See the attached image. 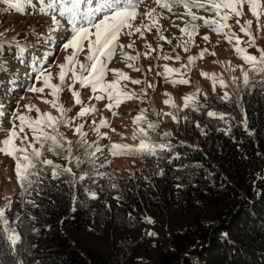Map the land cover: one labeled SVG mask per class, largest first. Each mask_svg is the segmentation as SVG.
I'll use <instances>...</instances> for the list:
<instances>
[{
    "label": "trees",
    "instance_id": "obj_1",
    "mask_svg": "<svg viewBox=\"0 0 264 264\" xmlns=\"http://www.w3.org/2000/svg\"><path fill=\"white\" fill-rule=\"evenodd\" d=\"M40 10L39 0H0V117L19 113L9 102L36 85L40 72L29 62L45 64L63 49H51L35 25H1L7 13L51 22ZM215 85L213 105L197 98L187 107L184 102L171 131L151 111L135 121L132 141L150 138L170 143V150L113 155L112 144L96 151L98 142L77 136L70 141L79 166L45 152L43 158L72 173L53 178L51 167L43 166L29 189L17 177L19 191L11 203L0 200V207L8 206L6 227L19 240L12 245L8 233L0 232V264H264V87ZM225 91L229 100L220 99ZM208 111L217 115L209 117ZM149 122L158 127L149 128ZM165 132L171 135L162 139ZM24 133L32 142L31 130ZM120 158L137 162L133 171L114 168L111 162Z\"/></svg>",
    "mask_w": 264,
    "mask_h": 264
},
{
    "label": "rangeland",
    "instance_id": "obj_2",
    "mask_svg": "<svg viewBox=\"0 0 264 264\" xmlns=\"http://www.w3.org/2000/svg\"><path fill=\"white\" fill-rule=\"evenodd\" d=\"M147 3L151 4V0H147ZM46 10L48 16L55 14L51 8ZM158 11L163 13L162 16L158 17L157 23L165 36V40L158 39L159 33L156 32L155 28L145 29L143 36L137 33L129 38L121 34L119 37L120 44L127 45L132 40L136 41L134 48L125 47L123 50L128 55L137 58L125 62L123 58L117 59L114 57L112 61L107 62V69L123 71L128 79L119 77L116 72L106 71L104 76L105 89L101 90L98 87L93 92L90 85L81 88L78 81L75 82L74 86L69 87L68 85L72 83L69 80L72 73L66 68L65 82L61 85L59 65L66 63L65 57L71 54L72 50L69 49L66 52L64 49L61 51L58 48L51 59H46L45 64L40 65V61L37 60L31 62L34 72L39 73L48 63L53 61V66L45 70V73L47 74L50 71V83L59 86L57 93L53 95L51 88H46L43 93L29 92L20 100H17L15 104L9 102L8 106H19V113H16V115H25L33 121L45 116L56 117L58 121H61V108H63V116L72 119L70 124L65 125L62 121L59 124H63L58 130L63 134L65 140L70 141L77 136H81L75 129L82 125L83 137L87 138L89 142H98L96 148H104L109 144H119L138 149L140 143L134 142L130 138L135 134V121L141 115L146 114L147 111H151L156 121L162 123L164 130L171 131L173 116L177 114L180 107L183 109L186 99L187 102H191L197 98L201 105L210 106L213 105L210 102V95L216 89L215 84H221V81H223L225 85L233 90L237 86L240 88V85H243V71H247L246 64L235 51V40L229 43L228 39L222 34H217L206 26L200 27L196 33L180 31L185 26V20H190V17L177 19L178 15L184 13L185 9L183 8H175L173 12L161 9H158ZM192 11L194 14L204 17V19H219L214 12L205 9H192ZM245 11H247L246 7ZM9 15L10 13L6 14L1 24L7 26V29L22 30L35 25V28L43 31L42 37L45 41L51 43V49L66 42V33L63 30H47L51 28L50 21L47 22L42 18H16ZM248 15L251 17L250 12ZM64 19H67V17ZM253 21L251 36L246 37L244 33L237 31L239 26H234L233 31H237V35L240 37V47L247 48L249 54L258 56L257 48H264V17L261 18L259 26H257L255 18H253ZM139 22V19L135 21L136 24ZM195 23L203 25V20ZM228 23L233 24V20H229ZM203 35H208L209 41H204L202 39ZM59 37H62V39H59ZM168 40H171V44L168 43ZM249 40H254L256 47L249 48L246 43ZM146 43L151 45V49L144 47ZM185 47H187V50H185ZM204 49H207V51L201 56L200 53ZM87 55L86 48L84 52L78 55V62L75 65L78 73L80 72L81 63H90L87 60ZM164 55L171 58L165 60L162 58ZM177 55L181 57L180 60L175 59ZM189 56H196L197 58L189 64ZM129 64H132L133 67H129ZM71 67L72 65H69V68ZM165 67L177 71L166 72ZM136 69L140 70L137 71ZM17 73L21 74L20 76H29L24 75V71H18ZM84 75H87V72ZM213 77L216 78L215 84ZM181 78L188 80L189 83H172L173 80L178 81ZM134 79L141 80V84H132L131 81ZM113 83L114 87L109 88L108 85ZM41 85L42 81H36L37 87ZM74 91L79 92L82 104L76 103V97L72 95ZM196 92L198 96L193 95ZM109 94L114 97L111 102L107 99ZM96 96H104L105 98L97 100ZM116 97L119 98L118 104ZM165 101H168V103H165ZM109 103L112 104L111 108L108 107ZM83 107H88L90 111L84 116H80L79 112ZM93 107H95V111H91ZM182 109L180 111L185 112ZM10 117L6 114L0 117V120H2L0 129H3L0 130V147L3 146V140L7 138L6 130L13 127V121ZM19 123V120H15L16 130L20 138H15L14 144L16 147H24L31 141L27 139L24 144H21V138L26 135L24 132L28 127H25L24 132H19ZM111 163L114 168L126 173L133 171V166L137 162L128 158H120L113 160ZM15 169L13 158L0 152V200H6L8 203L12 202L15 194L19 191Z\"/></svg>",
    "mask_w": 264,
    "mask_h": 264
},
{
    "label": "snow or ice",
    "instance_id": "obj_3",
    "mask_svg": "<svg viewBox=\"0 0 264 264\" xmlns=\"http://www.w3.org/2000/svg\"><path fill=\"white\" fill-rule=\"evenodd\" d=\"M11 2V0H10ZM39 4L53 9L54 13L51 16V27L53 31L63 30L66 33V42L63 44V49L67 52L71 49V54L65 57L66 63L60 64L59 80L60 84L63 85L65 82V77L67 75L65 69L68 68L72 75L69 80L72 82L69 87L74 86L75 82H79L81 88L91 86L93 92L99 87L101 90L105 89L104 76L106 71L116 72L119 77L128 79L123 71L118 69H107V62L112 61L114 57L117 59L123 58L125 62L135 60L137 57L128 55L123 49L134 48L136 41L132 40L129 44L123 45L119 43V37L121 34L131 38L135 34L139 33L140 36L144 35V30L156 29L159 33L158 39L165 40L163 32H161L159 25L157 23L158 17L162 16L163 13L159 12L158 9L166 10L167 12H173L175 8L185 9L182 15H178L177 19H183L184 17H190V20H185V26L180 29L182 32L196 33L198 29L202 26L210 28L213 32L217 34H222L228 39L229 43L235 40V51L240 55L241 59L246 65L249 66L247 71H243V84L245 87H251L254 89L257 84L264 87V48H257L259 55L249 54L247 48L240 47L241 40L237 35V31L244 33V35L251 36V29L253 25V18H255L257 26L260 25V20L264 17V0H151V4L147 3V0H39ZM155 5V6H153ZM18 7V5H15ZM59 6V7H57ZM245 7L247 11H245ZM192 9H205L206 11L214 12L219 18L218 20H208L204 19L202 16H198L193 13ZM251 13L249 17L248 13ZM65 17L67 20L65 21ZM139 19V23L136 24L135 21ZM203 20V25L195 23L196 21ZM233 20V24H229L228 21ZM150 22V23H148ZM174 23V22H173ZM175 26V25H174ZM234 26H239L237 31H233ZM227 29V30H226ZM0 37L3 34L0 33ZM191 39V36L189 37ZM202 39L204 41H209L208 35H203ZM5 43H11V41H5ZM171 44V40H168ZM249 48L256 47L254 40H249L246 42ZM146 49H151L150 44H145ZM87 49V60L90 63L80 64V72L78 73L75 69V65L78 62L77 57L81 52ZM187 50V47H185ZM204 49L200 55L203 56ZM163 59L167 60L171 57L164 55ZM196 56H189L188 63L191 64L196 60ZM176 60H180L181 57L177 55ZM69 65H72L69 68ZM129 67H133L129 64ZM139 71L140 69H136ZM165 71H177L176 69H168L165 67ZM87 72V75L84 73ZM250 73L252 74L250 76ZM260 75L261 79L256 80V76ZM51 73L50 71L46 74L44 70L36 76V81H42V85L37 87L33 84L29 88L30 92L33 93H43L46 88L52 89V94L55 95L59 90V86L50 83ZM213 82L215 84L216 78L213 77ZM132 84L139 85L141 80L134 79L131 81ZM173 84H187L189 83L186 79L173 80ZM151 87V85H149ZM222 87H227L221 81ZM109 88L114 87L108 85ZM76 97V103L82 104L79 92L74 91L72 93ZM127 95V93H125ZM195 95V93H193ZM97 100H103L104 96H96ZM107 99L111 102L114 97L109 94ZM117 104L119 103V98L116 97ZM221 100H229L230 94L225 91L224 96L220 98ZM168 103V101H165ZM187 99L185 107H187ZM108 107L111 108L112 104L109 103ZM174 107V105H173ZM95 107L91 111H95ZM38 111V110H37ZM90 109L88 107H83L79 112L80 116H84L88 113ZM63 108H61V121L67 125L72 122L71 118H66L63 116ZM207 115L209 117H214L217 114L213 111H208ZM223 118V114H221ZM173 119H177L174 115ZM15 120H19V132H24L25 127H28L33 134V141L28 143L24 147H16L14 144L15 138H20L17 132V125ZM13 127L6 130L7 138L3 140L2 147H0V152L11 156L16 161V174L21 186L25 189H29L34 183H38L39 177L38 172L43 170V166H50L52 169L53 178H58L63 174H71V168H63L61 171L60 165H56L52 160L43 158L45 152H51L53 155L64 156L69 162H75L77 166L82 162L80 157H74L72 155L73 148L72 142L68 141L65 145L63 134L58 131L59 124L61 121H57L56 118L51 116H45L41 119H36L33 121L31 118L25 115H13L12 116ZM246 122V121H245ZM2 124V120H0ZM149 128L155 130L158 127L157 124L149 122ZM79 126L75 129L77 133L81 132ZM50 128L51 133L45 129ZM3 130V129H0ZM143 131V129H141ZM170 133L165 132L162 134V139L170 137ZM134 134L133 139H136ZM28 139L27 135L21 138V144ZM34 144H39V147H35ZM29 149H31L29 151ZM159 149L170 150V143H156L150 138L141 139L138 149H132L128 145L112 144L111 150L113 155L118 151L131 152L136 151H147L150 154H154L155 151ZM96 151H100L97 147ZM66 153V155H64ZM83 155H90L87 150ZM87 173L81 174L79 177L81 180L85 178ZM33 177H36L33 180ZM95 198V194H91ZM33 206L34 203H33ZM8 206L0 207V232L8 233V240L12 245L19 240L18 234L15 233L14 229H9L6 227L7 221L5 219V209ZM151 222V221H149Z\"/></svg>",
    "mask_w": 264,
    "mask_h": 264
}]
</instances>
